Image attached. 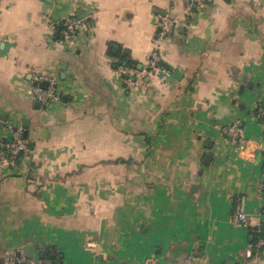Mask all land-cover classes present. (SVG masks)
<instances>
[{"label":"crops","instance_id":"crops-1","mask_svg":"<svg viewBox=\"0 0 264 264\" xmlns=\"http://www.w3.org/2000/svg\"><path fill=\"white\" fill-rule=\"evenodd\" d=\"M163 17L178 23L158 43L168 75L134 87L116 69L146 65ZM37 77L58 103L33 100ZM262 104L264 0H0V144L28 142L0 168V264L242 263L237 203L264 221ZM237 122L241 152L223 135Z\"/></svg>","mask_w":264,"mask_h":264},{"label":"built area","instance_id":"built-area-1","mask_svg":"<svg viewBox=\"0 0 264 264\" xmlns=\"http://www.w3.org/2000/svg\"><path fill=\"white\" fill-rule=\"evenodd\" d=\"M209 0H185L187 11H199ZM178 23L168 17L160 18L157 23V38L153 51L150 53L146 65L141 70L129 68L123 65H119L116 69L117 74L121 79L126 77L129 79L127 83L134 87H140L144 85V75L150 73V71H157L164 75H168L167 67L162 63L158 51V43L161 39L170 37L176 32ZM64 40V42H71L77 39V37L83 31V24L80 19L69 18L64 20L60 26L56 29ZM130 78L134 79L131 83ZM47 83V88L43 89L40 84ZM33 100L40 105L47 107L54 103H58L61 100V95L56 86L54 78L50 77H37L33 83ZM256 117L259 120L264 121V106L261 105L257 109ZM223 135L229 143L236 146L238 152L243 151V127L241 122H237L231 126L223 129ZM28 150V142L23 137V133L20 129L12 131V138L10 141L0 144V168L9 166L15 167L19 157ZM264 188V184L262 186ZM251 217L244 213L237 203L235 211L232 215V223L234 226L244 228L253 236V242L245 249L242 263L235 261L225 264H249L257 263L262 254H264V221L255 225L251 222ZM92 248L94 245L91 246ZM20 257L7 256V264H22Z\"/></svg>","mask_w":264,"mask_h":264},{"label":"water","instance_id":"water-1","mask_svg":"<svg viewBox=\"0 0 264 264\" xmlns=\"http://www.w3.org/2000/svg\"><path fill=\"white\" fill-rule=\"evenodd\" d=\"M138 69H142V66H139L138 67ZM41 87L43 88V89H46L47 88V83H42L41 84ZM247 88H249V89H251L252 88V85H251V83H249V85H247ZM24 123L26 122H28V120H24L23 121ZM24 128H26V125L24 126ZM26 137V132H25V134H24V138ZM208 158H210V157H207V159ZM24 254H25V258L26 259H31L32 257H33V255H32V251L31 250H27V251H25L24 252ZM41 254H43V252L41 253ZM18 256H19V254H17Z\"/></svg>","mask_w":264,"mask_h":264},{"label":"trees","instance_id":"trees-1","mask_svg":"<svg viewBox=\"0 0 264 264\" xmlns=\"http://www.w3.org/2000/svg\"><path fill=\"white\" fill-rule=\"evenodd\" d=\"M127 65H128V66H126V67H129V66H130V67H133V66H135L134 64H130V65H129V64H127ZM133 68H135V67H133ZM262 105L264 106V104H262ZM254 112H255V114L257 113V108L255 109V111H254ZM5 143H6V142H5ZM48 258H50L51 260H53V258H52V256H51V254L48 256Z\"/></svg>","mask_w":264,"mask_h":264}]
</instances>
